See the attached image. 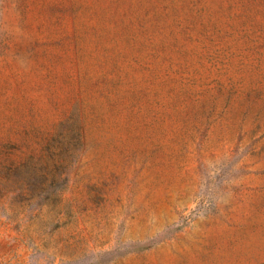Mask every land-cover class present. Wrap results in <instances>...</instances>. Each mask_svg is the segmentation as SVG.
Wrapping results in <instances>:
<instances>
[{
  "label": "rangeland",
  "instance_id": "374dc122",
  "mask_svg": "<svg viewBox=\"0 0 264 264\" xmlns=\"http://www.w3.org/2000/svg\"><path fill=\"white\" fill-rule=\"evenodd\" d=\"M0 264H264V0H0Z\"/></svg>",
  "mask_w": 264,
  "mask_h": 264
}]
</instances>
